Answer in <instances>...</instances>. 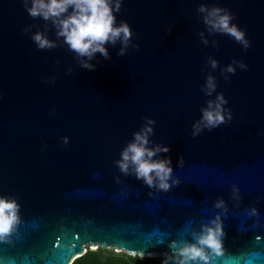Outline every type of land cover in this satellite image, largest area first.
I'll return each instance as SVG.
<instances>
[{
  "label": "water",
  "instance_id": "water-1",
  "mask_svg": "<svg viewBox=\"0 0 264 264\" xmlns=\"http://www.w3.org/2000/svg\"><path fill=\"white\" fill-rule=\"evenodd\" d=\"M201 3L230 9L251 47L208 36L196 12ZM120 20L139 47L122 57L119 45L109 47L111 59L97 54L90 72L66 47L38 50L22 29L43 21L20 0H0V195L20 206L19 225L0 241V264H72L89 247L163 257L171 240L219 211L217 197L228 213L212 264H264V0H123ZM48 36L55 39L51 30ZM232 59L247 70L226 81L220 69ZM210 71L232 120L192 137ZM144 117L156 122L150 139L170 147L179 184L167 192L113 163ZM233 185L239 201L230 198ZM250 207L258 218L246 216Z\"/></svg>",
  "mask_w": 264,
  "mask_h": 264
},
{
  "label": "clouds",
  "instance_id": "clouds-1",
  "mask_svg": "<svg viewBox=\"0 0 264 264\" xmlns=\"http://www.w3.org/2000/svg\"><path fill=\"white\" fill-rule=\"evenodd\" d=\"M23 10L33 20L40 19L42 25H28L22 29L23 34H29L31 41L38 50H51L59 47L73 54L79 67L88 71H95L97 54L104 60L111 59L109 47L115 48L117 56H124L131 46L133 32L130 25L120 20L123 0H20ZM199 19L204 25L208 36L223 34L229 36L244 51L251 47V42L246 38V31L233 21L234 14L230 9L199 4L196 8ZM35 29V31H33ZM54 32L55 39H49V31ZM205 31L198 33L200 42L208 46L209 39ZM172 32V27L166 33ZM216 47V41L212 40ZM206 65L211 71L218 67V62L212 57L206 59ZM237 68L247 70V65L237 59H232L229 64L220 69L224 80L229 79V74H235ZM205 76L200 91L205 97V106L199 109L200 116L191 124V136L196 137L202 131H212L222 124L232 120V112L225 107L228 103L223 93L216 91L217 79L211 74ZM72 72L71 68L66 74ZM54 77L45 83L54 82ZM215 93V96L213 94ZM144 123L139 130L132 133V138L120 150L119 159L113 161L119 172L125 176H132L149 189L167 192L171 187L179 184L173 177L171 158L166 155L170 147L154 143L150 137L154 134L155 120L144 117ZM62 143L67 144L68 138L62 137ZM164 154V155H162ZM178 165L182 164V157L177 158ZM230 198L234 201L241 199L239 189L231 187ZM213 207L219 210L207 223H202L198 230L192 229L181 239L171 240L168 244L169 251L163 254L161 264H212V256L222 253L225 232L221 217L227 216L228 208L225 200L217 197ZM248 218H258V210L250 207L244 210ZM20 206L16 198L0 195V241L11 236L20 223ZM258 221V219H256ZM131 260L143 259L142 253H129Z\"/></svg>",
  "mask_w": 264,
  "mask_h": 264
},
{
  "label": "trees",
  "instance_id": "trees-1",
  "mask_svg": "<svg viewBox=\"0 0 264 264\" xmlns=\"http://www.w3.org/2000/svg\"><path fill=\"white\" fill-rule=\"evenodd\" d=\"M163 257H143V259L131 260L126 253H115L113 250L97 248L86 252L75 259L72 264H161Z\"/></svg>",
  "mask_w": 264,
  "mask_h": 264
},
{
  "label": "rangeland",
  "instance_id": "rangeland-1",
  "mask_svg": "<svg viewBox=\"0 0 264 264\" xmlns=\"http://www.w3.org/2000/svg\"><path fill=\"white\" fill-rule=\"evenodd\" d=\"M89 249L91 250H96L97 248H94V247H89ZM102 249H105V250H113L115 253H124V252H119L118 250L116 249H113V248H102ZM128 255V254H127Z\"/></svg>",
  "mask_w": 264,
  "mask_h": 264
},
{
  "label": "bare ground",
  "instance_id": "bare-ground-1",
  "mask_svg": "<svg viewBox=\"0 0 264 264\" xmlns=\"http://www.w3.org/2000/svg\"><path fill=\"white\" fill-rule=\"evenodd\" d=\"M95 248V247H94Z\"/></svg>",
  "mask_w": 264,
  "mask_h": 264
}]
</instances>
